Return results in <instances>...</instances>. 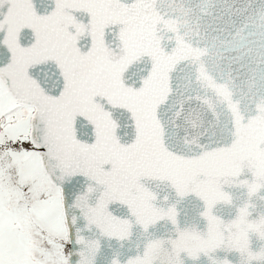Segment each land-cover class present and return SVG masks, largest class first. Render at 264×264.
I'll list each match as a JSON object with an SVG mask.
<instances>
[{
    "label": "snow or ice",
    "instance_id": "obj_1",
    "mask_svg": "<svg viewBox=\"0 0 264 264\" xmlns=\"http://www.w3.org/2000/svg\"><path fill=\"white\" fill-rule=\"evenodd\" d=\"M257 199L264 0H0V264H264Z\"/></svg>",
    "mask_w": 264,
    "mask_h": 264
},
{
    "label": "water",
    "instance_id": "obj_2",
    "mask_svg": "<svg viewBox=\"0 0 264 264\" xmlns=\"http://www.w3.org/2000/svg\"><path fill=\"white\" fill-rule=\"evenodd\" d=\"M155 190L160 191L162 193L164 192L163 186H159V185L155 186ZM234 197L238 200L242 199V196L239 192H234ZM256 205H257V208H256L257 211H264V201L257 199ZM228 212H229V210L226 208H220L219 209V214L223 215L224 218H230V215L228 214ZM258 243L259 242H256L254 240L253 241V247H257ZM218 255L223 256L224 254L218 253ZM228 258L233 261V264H235L236 260L238 259V257L235 254H229ZM198 264H207V261L203 257H201V260L198 262Z\"/></svg>",
    "mask_w": 264,
    "mask_h": 264
}]
</instances>
